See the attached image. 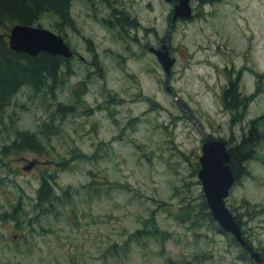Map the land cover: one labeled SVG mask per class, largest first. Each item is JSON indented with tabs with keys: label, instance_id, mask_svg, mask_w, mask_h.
Listing matches in <instances>:
<instances>
[{
	"label": "rangeland",
	"instance_id": "374dc122",
	"mask_svg": "<svg viewBox=\"0 0 264 264\" xmlns=\"http://www.w3.org/2000/svg\"><path fill=\"white\" fill-rule=\"evenodd\" d=\"M190 5L192 17L176 21L169 38L173 3L165 0H75L73 27L42 19L79 57L63 64L53 91L23 87L1 112L0 264H251L230 235L175 215L203 195L199 130L233 144L264 116V0ZM113 10L135 27H105ZM162 39L176 60L168 79L148 52ZM236 80L248 100L238 113L222 101ZM17 133L34 135L40 151L2 155ZM247 169L225 205L264 253V140ZM42 177L53 178L55 197L72 198L56 213L34 208ZM151 215L155 235L125 245L153 225Z\"/></svg>",
	"mask_w": 264,
	"mask_h": 264
},
{
	"label": "trees",
	"instance_id": "16d2710c",
	"mask_svg": "<svg viewBox=\"0 0 264 264\" xmlns=\"http://www.w3.org/2000/svg\"><path fill=\"white\" fill-rule=\"evenodd\" d=\"M74 0H0V116L1 112L8 107L12 97L23 87H30L33 91H39L48 87L53 91L58 87V75L63 65V59L53 57L46 53H40L38 56L30 57L21 53L13 52L8 45L7 34L14 25H26L42 27L41 21L44 17H50L56 20L54 26L58 23L62 27H73L71 18V5ZM198 4L205 5L213 0H196ZM122 13L116 11L112 14L114 20L106 21L109 27L128 28L135 27L134 20L128 21L121 18ZM59 31V30H58ZM239 84L236 81H230L228 87L222 92L223 106L230 112L238 113L248 103L247 99H242L239 95ZM244 110V109H243ZM59 113L64 115L70 111V108L59 106ZM264 116L252 120L248 123L246 131L243 132L239 140L226 142L230 154V168L240 182L242 178L248 177L249 172L247 165L256 159V151L259 144L264 140ZM221 140V139H220ZM25 148L32 151H40L41 143L34 135L26 133H17L12 146H4L1 150L2 155L11 152H17ZM195 171L198 170V163L195 162ZM53 178L42 177L40 186L37 190V202L34 208H38L41 214H50L55 212L58 205H67L72 198L69 192H64V196L55 197L53 186L50 181ZM43 206H47L45 210ZM17 208L14 210L16 217ZM152 214V213H151ZM153 225L148 221L140 229L134 230L126 239L125 245H129L130 240L139 242L142 239H151L158 230L155 224L154 216H150ZM235 221L242 228L240 215H234ZM175 219L181 224H189L190 228L200 229L207 224L208 229L217 230L219 233H225L216 224L210 215L206 201L203 195H200L198 203L188 201L184 203L175 215ZM212 227V228H211ZM243 231V230H242ZM244 236V232H243ZM245 241H249L244 237ZM161 243L163 244V241ZM235 246L239 247L237 242L232 238ZM126 246L123 245V250ZM258 252V251H257ZM260 257L264 260V253L259 252ZM238 259L246 260L251 264H256L250 259L248 253L241 249Z\"/></svg>",
	"mask_w": 264,
	"mask_h": 264
},
{
	"label": "water",
	"instance_id": "95a60500",
	"mask_svg": "<svg viewBox=\"0 0 264 264\" xmlns=\"http://www.w3.org/2000/svg\"><path fill=\"white\" fill-rule=\"evenodd\" d=\"M170 1L178 3L173 8L169 36L171 26L176 19H188L191 16L189 0H166V2ZM8 39L9 47L13 52L23 53L30 57L37 56L40 53L64 58L72 56L62 38L47 29L14 25L9 32ZM168 48L169 42L167 41V44L163 45L161 50L150 49V52L157 57L167 76H169L170 68L175 62L174 59L169 57ZM177 102L180 104V100H177ZM199 131L204 138V143L201 146V155L198 158L200 168L197 176L211 216L224 232L234 237L241 248L246 250L256 263L264 264V260L261 259L259 254L243 239L239 224L225 206L224 199L229 195V191L235 183V176L229 166L230 154L228 148L225 142L211 139L202 130ZM31 166H33V163H29L24 170H29Z\"/></svg>",
	"mask_w": 264,
	"mask_h": 264
},
{
	"label": "flooded vegetation",
	"instance_id": "af4514ba",
	"mask_svg": "<svg viewBox=\"0 0 264 264\" xmlns=\"http://www.w3.org/2000/svg\"><path fill=\"white\" fill-rule=\"evenodd\" d=\"M161 44H162V40H161ZM161 46V45H160Z\"/></svg>",
	"mask_w": 264,
	"mask_h": 264
},
{
	"label": "bare ground",
	"instance_id": "6f19581e",
	"mask_svg": "<svg viewBox=\"0 0 264 264\" xmlns=\"http://www.w3.org/2000/svg\"><path fill=\"white\" fill-rule=\"evenodd\" d=\"M178 9V8H177Z\"/></svg>",
	"mask_w": 264,
	"mask_h": 264
}]
</instances>
